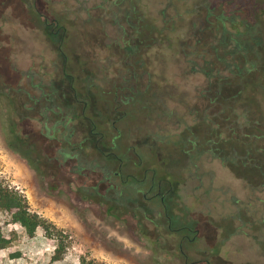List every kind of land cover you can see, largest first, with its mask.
I'll use <instances>...</instances> for the list:
<instances>
[{
  "label": "rangeland",
  "instance_id": "obj_1",
  "mask_svg": "<svg viewBox=\"0 0 264 264\" xmlns=\"http://www.w3.org/2000/svg\"><path fill=\"white\" fill-rule=\"evenodd\" d=\"M67 28L79 101L60 69L58 37L32 0H0V178L65 245L54 260L56 239L41 228L29 238L0 212L9 240L0 264H264L262 175L196 158L200 147L186 151L184 139L202 130V75L178 77L168 55L153 61L154 80L174 85L172 97L160 92L162 113L144 115L136 104L122 116L115 102L134 80L117 70L123 50L104 45L96 19ZM258 94L250 92L255 105ZM82 113L100 121L104 139Z\"/></svg>",
  "mask_w": 264,
  "mask_h": 264
},
{
  "label": "trees",
  "instance_id": "obj_2",
  "mask_svg": "<svg viewBox=\"0 0 264 264\" xmlns=\"http://www.w3.org/2000/svg\"><path fill=\"white\" fill-rule=\"evenodd\" d=\"M260 2L158 0V6L150 8L146 0H32L37 14L58 37L63 58L60 69L64 76H70V90L77 101L76 76L70 73L75 59L64 47L69 36L67 25L78 19H96L103 36L110 39L104 45L123 50L117 70H124L134 80L121 87L123 92L115 102L114 111L123 107L122 116L129 115L136 104L144 115L161 111L160 92L165 94L163 99L172 97L174 85L154 80L150 70L153 61H165L168 55L177 66L178 77L202 75L203 86L197 87V97L206 103L199 117L202 130L184 139L191 144L186 151L200 147L196 158L207 153L210 160L222 165L256 168L263 177L259 182L264 202V7ZM144 76L148 79L145 83ZM160 81H165V76ZM255 90L261 95V105H255L250 96ZM56 93V89L51 92ZM82 117L88 120L90 134L104 139L107 131L100 121L84 113ZM246 182L254 190L260 188L259 182ZM0 212L8 221L21 225L29 238L37 236L41 228L56 239L53 259L63 258L65 245L59 233L54 235L50 222L30 211L25 196L1 178ZM8 244L0 232V249ZM82 261L88 264L84 258Z\"/></svg>",
  "mask_w": 264,
  "mask_h": 264
},
{
  "label": "flooded vegetation",
  "instance_id": "obj_3",
  "mask_svg": "<svg viewBox=\"0 0 264 264\" xmlns=\"http://www.w3.org/2000/svg\"><path fill=\"white\" fill-rule=\"evenodd\" d=\"M59 124H60L61 126H63V128H66L68 122H66V121H60ZM65 155L67 156V154H65ZM119 160H120V165H121V164H122V163H121L122 159L119 158ZM117 173H118V172H117ZM127 177H129V174H128ZM152 180H153V183H154V178H152ZM153 183H152V184H153Z\"/></svg>",
  "mask_w": 264,
  "mask_h": 264
}]
</instances>
